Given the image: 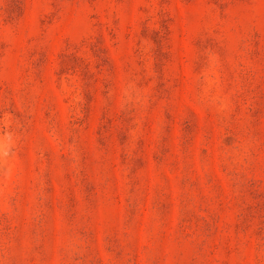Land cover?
Returning a JSON list of instances; mask_svg holds the SVG:
<instances>
[{
	"label": "rangeland",
	"instance_id": "374dc122",
	"mask_svg": "<svg viewBox=\"0 0 264 264\" xmlns=\"http://www.w3.org/2000/svg\"><path fill=\"white\" fill-rule=\"evenodd\" d=\"M0 264H264V0H0Z\"/></svg>",
	"mask_w": 264,
	"mask_h": 264
}]
</instances>
